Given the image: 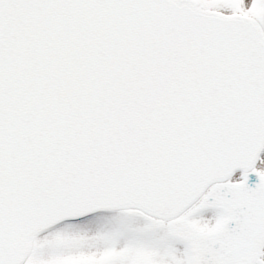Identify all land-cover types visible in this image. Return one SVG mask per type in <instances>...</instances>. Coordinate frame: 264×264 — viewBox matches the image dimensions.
Instances as JSON below:
<instances>
[{"label": "snow or ice", "instance_id": "1", "mask_svg": "<svg viewBox=\"0 0 264 264\" xmlns=\"http://www.w3.org/2000/svg\"><path fill=\"white\" fill-rule=\"evenodd\" d=\"M0 264H264V0H0Z\"/></svg>", "mask_w": 264, "mask_h": 264}]
</instances>
